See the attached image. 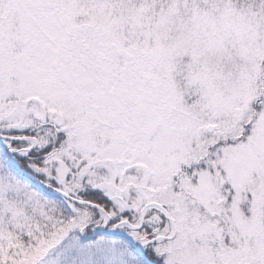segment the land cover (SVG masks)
Segmentation results:
<instances>
[{"label": "snow or ice", "instance_id": "obj_1", "mask_svg": "<svg viewBox=\"0 0 264 264\" xmlns=\"http://www.w3.org/2000/svg\"><path fill=\"white\" fill-rule=\"evenodd\" d=\"M0 264H264V0H0Z\"/></svg>", "mask_w": 264, "mask_h": 264}]
</instances>
